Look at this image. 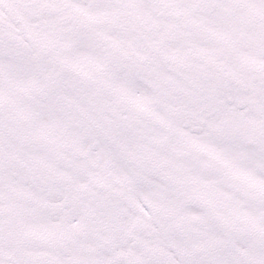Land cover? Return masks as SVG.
<instances>
[{
	"label": "snow or ice",
	"instance_id": "6c2138e0",
	"mask_svg": "<svg viewBox=\"0 0 264 264\" xmlns=\"http://www.w3.org/2000/svg\"><path fill=\"white\" fill-rule=\"evenodd\" d=\"M0 264H264V0H0Z\"/></svg>",
	"mask_w": 264,
	"mask_h": 264
}]
</instances>
